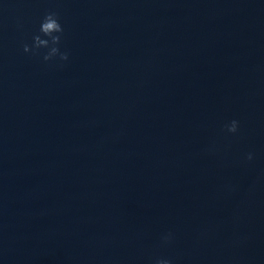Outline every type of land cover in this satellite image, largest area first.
Instances as JSON below:
<instances>
[{
	"label": "water",
	"instance_id": "1",
	"mask_svg": "<svg viewBox=\"0 0 264 264\" xmlns=\"http://www.w3.org/2000/svg\"><path fill=\"white\" fill-rule=\"evenodd\" d=\"M155 257L264 264V0H2L0 264Z\"/></svg>",
	"mask_w": 264,
	"mask_h": 264
},
{
	"label": "clouds",
	"instance_id": "2",
	"mask_svg": "<svg viewBox=\"0 0 264 264\" xmlns=\"http://www.w3.org/2000/svg\"><path fill=\"white\" fill-rule=\"evenodd\" d=\"M2 2V0H0ZM64 28L59 14L55 10L45 11L38 19L33 32L30 35V44H21L24 53L39 56L42 62H55L61 66L68 60L69 53L62 48ZM239 121L235 118L226 120L221 124L220 130L225 134H236ZM253 152L244 154L245 161L253 159ZM172 239V233L165 232L160 236L161 245H167ZM152 264H173L171 258L155 257Z\"/></svg>",
	"mask_w": 264,
	"mask_h": 264
}]
</instances>
